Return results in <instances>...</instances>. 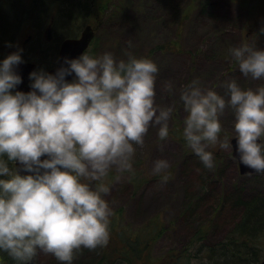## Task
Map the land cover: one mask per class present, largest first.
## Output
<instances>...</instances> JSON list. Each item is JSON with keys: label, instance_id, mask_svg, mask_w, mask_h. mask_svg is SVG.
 I'll list each match as a JSON object with an SVG mask.
<instances>
[{"label": "clouds", "instance_id": "1", "mask_svg": "<svg viewBox=\"0 0 264 264\" xmlns=\"http://www.w3.org/2000/svg\"><path fill=\"white\" fill-rule=\"evenodd\" d=\"M22 52L0 59V252L16 264H34L41 252L72 264L78 250L108 244L114 209L105 178L113 168L134 171L136 146L150 127L158 126L161 140L169 137L176 101L156 102L160 69L150 56L118 59L91 49L65 57L55 72L33 69L30 90H20ZM230 54L244 76L264 78V47L245 41ZM229 72L210 86L196 79L182 86V135L208 169L215 164L210 145L220 144L264 173V85L242 87ZM226 109L234 113L232 135L223 130ZM169 167L158 157L152 172L166 181Z\"/></svg>", "mask_w": 264, "mask_h": 264}, {"label": "rangeland", "instance_id": "2", "mask_svg": "<svg viewBox=\"0 0 264 264\" xmlns=\"http://www.w3.org/2000/svg\"><path fill=\"white\" fill-rule=\"evenodd\" d=\"M13 1L19 9L18 19L21 22L15 24L4 42H1L0 59L20 47L23 48L24 59L35 57L40 62L43 56L48 57V53L38 54L32 40L27 44L29 51L24 53L27 48L25 41L33 29L45 27L50 18L56 21L57 14L66 3L45 1L42 10L36 8L37 13L35 10L28 13L30 3L27 6L29 9L24 10L23 0ZM105 1L93 5L89 16L72 20L68 29H71L72 34L79 33L89 20L96 27L97 36L91 50L94 54L112 51L118 59H127L129 53L154 59L160 69L156 81V102L165 106L176 101L170 130L183 133L185 113L179 99L180 91L184 84L193 79L210 86L224 79L225 71L230 70L229 74L237 77L242 87L256 88L264 85V78L246 77L238 67H232L230 49L233 46L251 41L264 47V29L253 34L250 30V15L247 8L243 7L242 0ZM207 1L209 4L204 11L201 4ZM101 7L104 10L100 12ZM129 40L132 41L131 46ZM41 41L44 47H50L42 34ZM167 41L178 42L180 50L151 52L157 43ZM8 42H12L11 45ZM56 59L57 53L49 63H42L40 68L49 69ZM169 83L172 84L171 91L167 87ZM218 91L224 92L225 89ZM221 120L224 133L232 135L235 131L233 111L226 109ZM178 137L174 134L161 140L158 137V126L154 125L145 135L144 145L136 146L134 171L123 174L115 168L110 171L105 178L111 187L106 195L114 209L110 240L107 245L95 250H78L72 264H98L104 253L107 258L103 264H209L204 250L223 240L234 224L228 210H215L213 207L215 194L228 193L235 187L246 196L256 192L264 194V173L242 174L233 149L220 144L210 145L215 164L212 169H208ZM161 147L164 148L163 152ZM158 157H165L170 162L166 170V181L152 172L153 162ZM201 179L207 188L204 192L199 190ZM210 189L213 195H210ZM151 221L153 226H150L149 234L141 231ZM205 225L209 229L203 240L199 239L196 246L191 245L197 231ZM116 231H122L124 237H133L139 232L154 239H151L149 247L144 248V244L135 253L132 247L130 251L125 244H122L121 250L122 246L118 245L121 237L116 238ZM177 253H180L183 261L180 262ZM36 264L63 262L51 253L41 252L36 258Z\"/></svg>", "mask_w": 264, "mask_h": 264}, {"label": "trees", "instance_id": "3", "mask_svg": "<svg viewBox=\"0 0 264 264\" xmlns=\"http://www.w3.org/2000/svg\"><path fill=\"white\" fill-rule=\"evenodd\" d=\"M8 1L9 0H0V45L1 42H4V40L7 38L6 35L12 30L13 26L15 24L19 25L21 22V20L18 19V17H20L18 13L19 9L17 8V6H15V2L13 0H10L9 3ZM45 1L47 0H23L22 4H25L23 5L25 10L29 9L27 8V6L28 3H30V6L33 7L32 9L30 7V10L32 11L29 10L28 13L33 12V10H35V13H37V9L42 10L44 8ZM98 3L100 2L96 1L93 4L91 3V0H68L61 12L57 14V18L55 21L56 38L54 41L55 44L53 43V45H58L60 38L67 33L68 24L72 20L77 21L79 18H84V16L86 15L89 16L90 11L93 9V5H96ZM208 4V1L204 4H201L202 10L205 11L207 9ZM242 5L243 7L247 8L248 14L250 15V30L253 31V34L257 33L261 29L263 30L264 0H242ZM103 10L104 8L101 7L100 12ZM94 43L95 41H93L92 45L88 49L92 50V46L94 45ZM36 44L37 48L35 51L38 54H40V52H44V55L48 53V57L46 55L43 56L40 59L42 61H40V63H49L51 58L55 56V53L57 51L55 49L57 48H46L44 47L42 41L39 42V44L38 42L35 43V45ZM177 50H180L178 47V42L167 41L157 43L151 52H168ZM174 134L179 136L178 140L182 144H186V141L181 131H178L177 133L176 130H170V136H174ZM186 148L188 151H190L188 147ZM211 178L213 179V175L211 176ZM199 188L201 192L207 190V188L205 187V181L203 179L199 181ZM210 195H213V191L211 189ZM191 204H193V202ZM213 204L215 210H228L229 214L232 215V220L234 221V224L232 229L227 233L223 240H221L215 245L208 246V249L204 250L207 253L209 264H263L264 194L256 192L253 193L251 196H246L241 189L235 187L234 189H232V191L228 193L224 192L220 194H215ZM152 224L153 222L151 221V223L147 224L141 231H147V234H149V231L151 230L150 226H153ZM157 226L158 224H156L155 227ZM208 229L209 228L207 227V225L203 226L202 229H199L196 233L197 236L194 240L191 241V245L194 244L196 246V242L200 241L199 239L203 240L202 238H204L206 232H208ZM116 234V238L121 237V240H119L120 247L122 246L121 250L123 249L122 244H125V247H128L130 251V247H132L135 253L141 250L144 247V244V248H146V246L149 247V244H151V239H154V237H149L148 235H141L139 232H136L133 237L131 235L128 237H124L122 231H116ZM157 234H159V232H157ZM121 241H123V243ZM126 243H128L127 246ZM201 248L202 245L198 248L199 252ZM106 258L107 255L104 253L103 257L100 259L98 264H103V262L106 263ZM177 258L180 260V262L183 261L180 255L177 256ZM6 263L16 264V261L13 260V258H11L10 256H8L7 253L0 252V264ZM107 264H110V262H107Z\"/></svg>", "mask_w": 264, "mask_h": 264}, {"label": "water", "instance_id": "4", "mask_svg": "<svg viewBox=\"0 0 264 264\" xmlns=\"http://www.w3.org/2000/svg\"><path fill=\"white\" fill-rule=\"evenodd\" d=\"M94 38V29L91 25H87L83 31L80 37H68L66 38L60 47L59 55L57 59V63L51 67L48 71L55 72V70L60 67L62 64L65 63L64 58L65 57H77L82 52H84L90 45L91 41ZM37 68V63L32 61H23L17 66V71L22 75L23 79L22 82L17 85V88L20 90L28 91L30 90V77L29 72L33 69ZM72 75H69L67 78L72 79ZM232 143L235 147L236 144V138H232ZM233 155L238 159V153L234 152L233 149ZM41 158H44L43 156ZM239 162V160H238ZM17 168H19V162L15 165ZM239 167L241 173H251L255 172L254 169H251L250 167L242 164L239 162ZM21 171V174H27V170H24L22 168L19 169ZM264 263V260H263ZM9 264V263H6ZM34 264H36V259Z\"/></svg>", "mask_w": 264, "mask_h": 264}, {"label": "flooded vegetation", "instance_id": "5", "mask_svg": "<svg viewBox=\"0 0 264 264\" xmlns=\"http://www.w3.org/2000/svg\"><path fill=\"white\" fill-rule=\"evenodd\" d=\"M47 1L48 2H52V3H58L59 4V3H66L68 0H47ZM96 1H99V2L104 3V0H91V3L94 4ZM87 25H91L93 27V29H94V39L91 42V45H92L93 41H95L96 36H97V34H96V27L93 24H91L89 20H87V23H85V27ZM55 27H56V25H55L54 18H50L49 21H48V24L45 27H42L39 30L38 29H33L32 33H30L29 36H28V40L25 41V46L27 48H26V50H25L24 53H26V52L29 51V48H28V45H27L28 44V41L30 42V40H32V41H34V43H37L38 42V44H39L40 35L42 34L45 37V39L48 41V43L50 44V47L51 48H53V49H55V47L57 48L55 50H57L56 53H57V59H58L59 50H60V47H61L62 42L66 38H68V37H73V38L74 37H80L81 34H82L83 29L85 28L84 27L79 33H76V34H72L71 33V29L69 30L67 28V33L60 38V40L58 42V45H53V43L55 41V38H56V28ZM36 48H37V44H36ZM36 48H34V50H36ZM57 59H56L55 63L52 66H54L57 63ZM23 61H33V62H36L37 63V68L36 69H40V66H41L40 64L41 63L35 57H28V58H25ZM49 69H47V70H49ZM119 244H120V242H119Z\"/></svg>", "mask_w": 264, "mask_h": 264}, {"label": "bare ground", "instance_id": "6", "mask_svg": "<svg viewBox=\"0 0 264 264\" xmlns=\"http://www.w3.org/2000/svg\"><path fill=\"white\" fill-rule=\"evenodd\" d=\"M189 207H190V206H189ZM189 207H188V208H189Z\"/></svg>", "mask_w": 264, "mask_h": 264}]
</instances>
